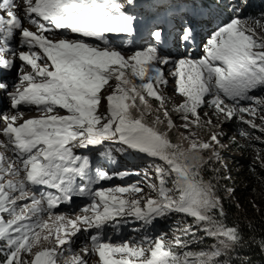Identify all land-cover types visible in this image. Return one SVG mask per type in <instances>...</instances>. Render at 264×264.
<instances>
[{
	"label": "snow or ice",
	"instance_id": "1",
	"mask_svg": "<svg viewBox=\"0 0 264 264\" xmlns=\"http://www.w3.org/2000/svg\"><path fill=\"white\" fill-rule=\"evenodd\" d=\"M125 3L135 0H21L22 8L15 0H0V73L14 68L19 72L11 85L0 78L11 113H0V264H59L63 246L77 233L118 226L126 217L150 225L177 214L191 223L179 221L172 239L160 234L114 244L90 234L81 254L65 264H89L93 254L97 264H220L222 250L243 240L238 226L225 223L221 181L231 177L222 171L224 134L218 129L223 121L238 118L264 133V97L251 95L264 88V13L242 15L246 0L243 7L231 6L228 21L201 38L202 58L173 60L153 44L127 56L113 46L110 36L134 32L135 17L125 11ZM25 21L36 31L24 27ZM16 36L26 50H13ZM151 36L158 43L163 32L156 29ZM173 39L185 47L195 42L194 23L184 21ZM170 63L175 91L183 97L171 109L160 91L168 83L163 69ZM102 101L104 113L99 111ZM22 104L35 106L41 115L25 119L19 111ZM204 106L212 111L201 116ZM171 113L183 121L177 142L170 139L177 127ZM221 117L217 125L214 121ZM197 130L207 132V139ZM88 148L113 164L117 155L129 152L163 163L151 166L156 182L148 171H109L101 165L93 172L90 158L76 153ZM256 161L264 168L259 154ZM205 169L215 174V182L204 179ZM131 175H142L155 195H144L139 180L102 186ZM33 186L53 191L37 195ZM223 191L231 197L234 190ZM74 195L91 200L81 209L83 215L72 219L54 213ZM18 201L30 203L18 206ZM198 232L215 239L217 246L185 250L184 237Z\"/></svg>",
	"mask_w": 264,
	"mask_h": 264
},
{
	"label": "rangeland",
	"instance_id": "2",
	"mask_svg": "<svg viewBox=\"0 0 264 264\" xmlns=\"http://www.w3.org/2000/svg\"><path fill=\"white\" fill-rule=\"evenodd\" d=\"M154 0H135V3L133 5H127L125 3V11L127 13L129 12H135L139 15L143 16L149 13L152 14H159L162 11H166L168 6L171 4H184L189 3L190 0H160L157 5L149 10L138 9V7H144L146 5H149ZM123 2V0H122ZM247 4L250 3V0H246ZM230 3L232 6L236 3L240 4L241 7H243V1L241 0H233L229 1L227 0V4ZM172 6V5H171ZM169 13V12H168ZM2 14V13H0ZM188 19L185 12L180 16L179 20H186ZM200 20V19H199ZM199 23V21H197ZM219 24L221 22H218ZM183 26V25H182ZM202 49V48H201ZM123 52V51H122ZM188 52V51H187ZM125 56L130 55L128 53L123 52ZM188 56V53L186 57ZM164 72L166 75V79L168 83L160 88V91L166 98V103L169 109H171L174 105L179 104L182 102L183 97H181L176 91V84L175 79L170 74L171 71H173L172 66L166 65L164 66ZM114 86V81L111 82ZM136 83H139L137 80ZM110 91V89L108 90ZM108 91L104 93V95L108 94ZM257 97H264V88H259V94ZM207 99H210L207 97ZM154 102V101H153ZM20 107V106H19ZM156 107V103H153V108ZM24 110H27L31 113L32 117H38L41 115V113L36 109L35 106L31 105H24V109L20 110L22 113H24ZM101 113L106 112V101H102L101 107L99 109ZM212 109L208 108L207 106H204L200 109L201 116L205 112H211ZM61 114L63 113V110H61ZM171 117L177 127L173 129L170 133V139L173 142H177V138L180 135L181 132L184 130L180 128L179 126L183 123L178 117L176 113H171ZM223 121V117H221L218 120H215L214 122L217 125H220ZM257 124H260V120H256ZM199 131L200 138L201 139H207L208 133L203 130H197ZM218 131L222 132L224 135L221 138V143L225 146L222 150V161L221 164L226 166L225 173L229 175L231 178L228 179V184L233 188H243L246 189V193L249 194L248 198L249 200H252L256 208H263L264 207V168H261L259 166V163L256 161L257 154L261 158H264V133H261L259 130L250 129L247 125L242 124L238 118H234L230 121H223L222 127L218 129ZM242 132H248L249 136H244L241 133ZM187 133H185L186 135ZM255 137H260V140H256ZM111 145H106V147H109ZM76 153L78 155H87L93 165V172L95 169L101 165H103L107 170L109 171H118L123 169H131V170H138L141 173L148 171L150 175L153 176V182H156L154 179V168L151 166L157 163H163L158 160H154L152 158H148L142 154L129 152L127 155H117L116 156V165L111 163L110 167L105 165L107 160L100 158L97 155V150L94 148H88V149H76ZM203 155L206 157L207 153H203ZM120 164V165H119ZM220 166V165H218ZM211 171L205 169L204 170V179L212 181L215 179V176L212 175ZM237 176V177H235ZM14 179V177L12 178ZM141 181V186L144 188V195H155L154 193H150V190L147 188V184L143 182V176H137V175H131L126 177L123 181L119 179H114L112 181H104L102 182V186L107 188L110 186H116V185H130L133 182ZM214 182V181H213ZM227 184V186H228ZM171 187V184L168 185ZM93 188H98L100 185H93ZM84 198V202L81 204L82 207L86 204H88L87 196H82ZM24 203H30V201H18V206L23 205ZM75 211V210H74ZM174 216L172 218V221L166 222L164 228L161 233L153 232L152 230L149 231V235L152 237H156L160 234H167L168 239L173 238L174 232H176V224L177 222H173L175 220V217H177V214L170 215ZM48 217V216H47ZM46 217H43V219ZM159 219V218H158ZM126 220H131L133 223L128 227L127 225H121L120 223L125 222ZM162 220V218H161ZM164 221V220H162ZM183 226V225H181ZM83 229V227H81ZM121 231L124 235L123 241H127V239L131 240H140L144 237V231L145 227L138 223V220H136L133 217H126L119 221L118 226L108 225V228H101L99 230L91 231L87 234L88 238L90 234H99L101 238L104 241H110L111 237H108L107 235H118V232ZM82 232V231H81ZM81 232L77 233L76 237L72 238V241L70 244H67L63 246L62 254L59 257V264H65V261L69 259L74 254H81L79 249H82L84 246L82 243H80L81 237L84 238L83 234L81 235ZM138 233V234H137ZM179 234V233H176ZM138 235V236H137ZM194 239H188L187 237H184V239L188 242V248L185 250L190 251H200V250H209L212 248H215L218 244L217 241L211 243L208 247L199 242L197 239H201L200 236L192 237ZM119 241V240H114ZM197 242L200 244L199 248H196ZM76 244V247L73 248V246ZM230 249L222 250V255L219 258L220 264L227 258V253L230 252ZM89 264H97L98 257L93 254L92 256H89L88 258ZM226 262V261H225Z\"/></svg>",
	"mask_w": 264,
	"mask_h": 264
},
{
	"label": "trees",
	"instance_id": "3",
	"mask_svg": "<svg viewBox=\"0 0 264 264\" xmlns=\"http://www.w3.org/2000/svg\"><path fill=\"white\" fill-rule=\"evenodd\" d=\"M252 1L264 3V0ZM261 13H264V6ZM258 14L259 13L255 11L253 16H258ZM224 169L226 171L225 167L222 168V171L225 173ZM212 175L215 176V174ZM216 179L217 177L215 176L213 181L215 182ZM227 181L228 180L221 181L220 191V195L224 197L223 202L226 213L225 223L238 226L243 236V240L234 248H231L230 252L226 254L227 258L222 264H264V207H253L254 203L252 200H249V194L246 193V189L233 188ZM224 188H232L234 190L231 197L223 191ZM172 218H174V216L162 218L164 221H162L161 218L156 219L153 222L155 224L154 227L163 231L165 230L164 226L166 222L168 223L172 221ZM185 219L187 218L177 216L173 222L179 223V221ZM187 222L191 223V220L187 219ZM197 236L201 237V239L197 240L207 247L216 241L213 238L205 237L203 232H198ZM199 245L200 244L197 242L196 248H199Z\"/></svg>",
	"mask_w": 264,
	"mask_h": 264
},
{
	"label": "bare ground",
	"instance_id": "4",
	"mask_svg": "<svg viewBox=\"0 0 264 264\" xmlns=\"http://www.w3.org/2000/svg\"><path fill=\"white\" fill-rule=\"evenodd\" d=\"M183 56V53L180 51V49H176L175 51H174V53H173V57L175 58V59H180L181 57ZM164 85H161V87H163ZM3 149H0V151H2ZM116 165V164H115ZM120 165V164H119ZM110 170V169H109ZM131 170V169H130ZM15 179V178H14ZM83 208H85V207H83ZM83 208H80V209H78L77 210V208H75V210H77L74 214H66V213H60L59 215H63V216H65L66 218H72V219H74L75 218V216L76 215H83L84 213L81 211V209H83ZM43 217H46V218H44V219H48V217H47V215H44ZM49 223H51V221H49ZM80 227H84L83 225H81ZM105 228H108V225L107 226H105ZM90 231H88V232H85V231H82L81 232V235L83 234V236H84V240H86V238H87V234L89 233ZM162 232V231H161ZM86 234V235H85ZM138 234V233H137ZM77 235H75L74 237H76ZM138 236V235H137ZM74 237H72V238H74ZM108 237H110V236H108ZM113 240H114V238H111L110 239V241L113 243ZM80 243H82V241L80 240ZM83 244V246H85L86 244H88V242H83L82 243ZM74 247H76V244L73 246V248ZM79 251L81 252V249H79ZM96 256V255H95Z\"/></svg>",
	"mask_w": 264,
	"mask_h": 264
}]
</instances>
